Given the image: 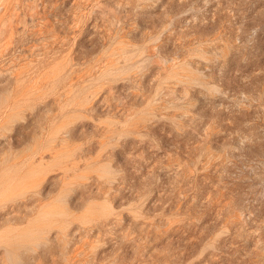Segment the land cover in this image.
Wrapping results in <instances>:
<instances>
[{
    "label": "rangeland",
    "instance_id": "obj_1",
    "mask_svg": "<svg viewBox=\"0 0 264 264\" xmlns=\"http://www.w3.org/2000/svg\"><path fill=\"white\" fill-rule=\"evenodd\" d=\"M0 264H264V0H0Z\"/></svg>",
    "mask_w": 264,
    "mask_h": 264
}]
</instances>
